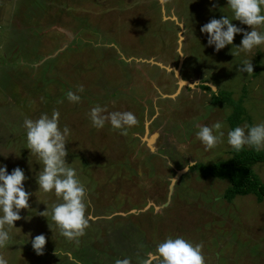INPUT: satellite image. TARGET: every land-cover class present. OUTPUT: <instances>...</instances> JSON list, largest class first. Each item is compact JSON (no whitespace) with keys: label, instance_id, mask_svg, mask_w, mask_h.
<instances>
[{"label":"rangeland","instance_id":"rangeland-1","mask_svg":"<svg viewBox=\"0 0 264 264\" xmlns=\"http://www.w3.org/2000/svg\"><path fill=\"white\" fill-rule=\"evenodd\" d=\"M223 15L231 19L226 0H0V164L23 169L32 193L0 248L8 264H73L65 252L79 264H159L157 245L176 236L201 244L205 264H264V198L227 200L226 179L191 168L232 156L228 99L241 106L237 126L264 122V45L235 55L241 33L218 52L208 46L200 28ZM249 60L253 73L240 71ZM175 70L193 86H179ZM97 105L137 123L123 134L107 122L95 128ZM53 111L70 129L65 159L93 217L78 242L59 235L50 214L61 201L38 191L43 165L26 149L25 118ZM216 122L223 142L205 151L195 125ZM252 169L264 182V162Z\"/></svg>","mask_w":264,"mask_h":264},{"label":"clouds","instance_id":"clouds-1","mask_svg":"<svg viewBox=\"0 0 264 264\" xmlns=\"http://www.w3.org/2000/svg\"><path fill=\"white\" fill-rule=\"evenodd\" d=\"M226 5L231 11V19L227 15L219 19H211L204 24L200 31L207 34V45L213 46L215 51L224 49L225 46L233 45L234 36L243 34L242 40L235 48V55L251 53L253 49L264 45V0H226ZM239 21L247 25L251 31H245L231 21ZM231 48V49H232ZM251 60L241 64L240 71L253 73ZM213 92L217 91L215 85L210 84ZM78 92H83V86H79ZM67 99L72 103H78L81 97L69 90ZM89 119L95 128H103L109 123L113 130H121L122 134L127 127L137 123L132 112L113 111L108 112L105 107L97 105L90 109ZM26 144L32 155L37 158L38 164H42V170L36 175L38 191L45 194L53 193L61 202L51 209V220L58 229L59 235L68 239L76 240L83 236L91 215H86V189L77 176V171L69 167L66 162L68 151L65 147L70 135L68 126L59 127V112L53 111L52 115L42 114L38 119L25 118ZM196 138L204 145L205 151L211 150L217 144L223 142L225 136L221 130V123L216 122L211 127L197 124ZM227 144L236 152L243 148H252L256 152L264 151V122L243 126H236L227 132ZM2 155V154H0ZM7 157V156H5ZM170 163V162H169ZM171 166V163H170ZM188 168H185L187 171ZM27 177L23 169L14 168L8 173L7 166L0 164V248H4L9 239V231L14 222L21 219L20 210L29 208V197L32 193L25 190L24 181ZM173 183H176L173 178ZM47 215V211L39 213ZM50 228V227H49ZM46 238L43 234L36 235L31 240V246L37 255L43 254ZM202 245H193L181 236L166 238L159 243L154 255L159 264H205L202 255ZM73 264H79L71 252L63 253ZM0 264H8V260L0 255ZM116 264H130L125 258L117 260Z\"/></svg>","mask_w":264,"mask_h":264},{"label":"trees","instance_id":"trees-1","mask_svg":"<svg viewBox=\"0 0 264 264\" xmlns=\"http://www.w3.org/2000/svg\"><path fill=\"white\" fill-rule=\"evenodd\" d=\"M233 107L229 123L231 129L238 124L241 114V106L233 100H227ZM232 156L224 161L213 163L212 165L195 164L191 168L199 169L204 177H220L229 182L226 189V199L231 200L237 195L255 194L259 202L264 198V182L254 173L252 166L264 162V151L256 152L252 148H243L236 152L230 150Z\"/></svg>","mask_w":264,"mask_h":264},{"label":"water","instance_id":"water-1","mask_svg":"<svg viewBox=\"0 0 264 264\" xmlns=\"http://www.w3.org/2000/svg\"><path fill=\"white\" fill-rule=\"evenodd\" d=\"M180 61L182 62V58H181ZM179 67H180V66H179ZM179 67H178V68H179ZM175 74H176V77H177V79H178V84H179V86H184V85H185V86H193V84H189L188 82L183 81V80L180 78L179 70H175ZM183 171H184V170L178 171L177 174H176V176L174 177V179L178 178V176H180L182 173H184ZM172 182H173V180H172Z\"/></svg>","mask_w":264,"mask_h":264}]
</instances>
